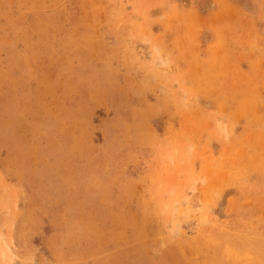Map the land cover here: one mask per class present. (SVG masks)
Wrapping results in <instances>:
<instances>
[{
  "label": "rangeland",
  "instance_id": "rangeland-1",
  "mask_svg": "<svg viewBox=\"0 0 264 264\" xmlns=\"http://www.w3.org/2000/svg\"><path fill=\"white\" fill-rule=\"evenodd\" d=\"M0 233V264H264V0H0Z\"/></svg>",
  "mask_w": 264,
  "mask_h": 264
},
{
  "label": "bare ground",
  "instance_id": "bare-ground-1",
  "mask_svg": "<svg viewBox=\"0 0 264 264\" xmlns=\"http://www.w3.org/2000/svg\"><path fill=\"white\" fill-rule=\"evenodd\" d=\"M223 125V124H222ZM62 177V176H61ZM246 228H248L249 229V227H246ZM224 229V228H223ZM226 230V229H225ZM229 230V229H228ZM243 230V229H242ZM225 232V231H224ZM231 232H233V231H231ZM240 233V232H239ZM217 234V233H216ZM247 234V233H246ZM250 234V233H249ZM0 235H1V233H0ZM221 235V234H220ZM224 235V234H223ZM246 236V235H245ZM218 237H219V235H218ZM249 237V236H248ZM160 238V237H159ZM209 239V238H208ZM222 239H223V237H222ZM227 239H229V238H227ZM226 239V240H227ZM234 239V238H233ZM237 239V238H236ZM243 239V238H242ZM206 240V239H205ZM225 240V239H224ZM257 240H259V239H257ZM208 241H210V240H208ZM213 241V240H212ZM241 241V240H240ZM251 241V240H250ZM255 241V240H254ZM227 242V241H226ZM229 242V241H228ZM239 242V241H238ZM237 242V243H238ZM262 242H263V240H262ZM204 243H206V242H204ZM212 243V242H211ZM248 243V242H247ZM220 244V243H219ZM223 244V243H222ZM252 244V243H251ZM236 245V244H235ZM247 245H249V244H247ZM200 246V245H199ZM219 246V245H218ZM262 246V245H261ZM211 247V246H210ZM213 247V246H212ZM225 247H227V245L225 246ZM248 248V247H247ZM251 248H252V246H251ZM220 249V248H219ZM228 249H229V246H228ZM250 249V248H249ZM207 250V249H206ZM243 250V249H242ZM248 250V249H247ZM260 250V249H259ZM209 251V250H208ZM251 251V250H250ZM261 251V250H260ZM109 252V251H108ZM216 252H218V251H216ZM221 252V251H220ZM219 252V253H220ZM256 252H258V251H256ZM224 253V252H223ZM238 253H240V252H238ZM245 253H246V251H245ZM251 253V252H250ZM253 253V252H252ZM264 254V253H263ZM242 255V254H241ZM225 256V255H224ZM240 256V255H239ZM249 256V255H248ZM11 257H13V256H11ZM196 257V256H195ZM252 257V256H251ZM209 258V257H208ZM234 258V257H233ZM249 258V257H248ZM11 259V258H10ZM212 259V258H211ZM227 259V258H226ZM205 260V259H204ZM251 260H253V259H251ZM193 261V260H192ZM246 261V260H245ZM248 261H250L249 259H248ZM206 262V261H205ZM215 262V261H214ZM201 263V262H200ZM207 263V262H206ZM209 264V263H208Z\"/></svg>",
  "mask_w": 264,
  "mask_h": 264
}]
</instances>
